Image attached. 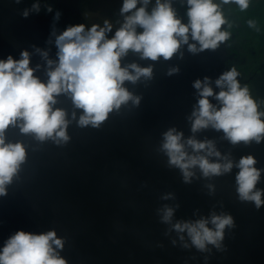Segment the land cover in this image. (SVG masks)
<instances>
[{
    "label": "water",
    "instance_id": "obj_1",
    "mask_svg": "<svg viewBox=\"0 0 264 264\" xmlns=\"http://www.w3.org/2000/svg\"><path fill=\"white\" fill-rule=\"evenodd\" d=\"M25 7L26 0L20 4L0 0V59L8 55L19 59L26 49L32 53L30 66L43 65L34 46L50 49L49 56L55 59V45L47 41L54 23L58 28L47 14L22 18ZM132 62L153 64V78L147 82L142 78L136 85L126 82L141 97L139 106H123L100 128L82 129L73 122L68 128L71 139L62 146L50 140L40 143L18 129L7 131L9 140L25 143L28 156L7 195L0 197V248L17 230L37 234L55 230L64 239L58 251L67 264H264V207L257 210L253 203L239 201L238 169L210 180L196 169V177L186 184L159 151L161 134L171 127L185 138L192 135L188 117L199 99L193 83L209 77L218 92L215 80L225 72V58L218 49L194 54L182 45L171 60H141L130 53L122 65ZM172 67L179 72L168 75ZM36 75L47 79L43 68ZM58 99L56 107L73 111L68 98ZM195 136L213 140L222 155L230 154L235 161L253 155L256 167L264 169V141L233 146L222 131L211 128ZM208 184L215 186L211 194ZM257 187L264 189V173ZM166 193L174 199H161ZM165 204L179 205L173 222L207 217L212 211L232 215L235 227L225 230L226 250L209 246L210 253H201L183 248L170 226L160 222L157 209Z\"/></svg>",
    "mask_w": 264,
    "mask_h": 264
},
{
    "label": "clouds",
    "instance_id": "obj_2",
    "mask_svg": "<svg viewBox=\"0 0 264 264\" xmlns=\"http://www.w3.org/2000/svg\"><path fill=\"white\" fill-rule=\"evenodd\" d=\"M22 0H14L20 4ZM122 0L119 14L122 21L113 33V24L105 20L103 25H67L62 31L53 24L49 45L54 44L56 58H50V49L34 46V52L44 62L30 66L32 53L20 52V58L8 55L0 59V197L7 195V188L14 178L19 177L22 165L27 161V148L22 140L11 141L6 133L18 129L24 136H31L43 143L52 141L57 146L67 145L71 139L68 128L73 122L79 128H100L113 112L119 114L129 103L138 107L141 97L126 87V82L136 85L153 78V64L141 66L136 62L122 65L130 54H138L141 60L168 61L176 55L182 45L191 53L215 50L227 41L230 33L221 30L225 17L220 5L214 0H185L187 23L177 15L172 0ZM224 4L234 3L241 11L249 7L250 0H222ZM47 13H53L51 5H45ZM39 0H33L30 7L21 10L22 18L39 14ZM61 12H54L53 20L60 19ZM249 26H254L249 21ZM139 29V31H138ZM109 34H112L109 36ZM195 43H189V40ZM197 44L199 47H197ZM182 56V53H181ZM43 68L47 79L42 80L36 73ZM179 72L172 67L168 75ZM235 67L223 72L215 85L214 92L209 77L197 79L193 87L197 90L198 101L188 120L192 135L185 138L175 127L163 132L159 151L167 157L169 168H176L184 183L189 184L200 176L212 179L238 169L235 181L240 202H251L259 210L264 207V189L258 188L264 169L257 168L253 155L242 156L238 161L230 154L222 155L213 140H198L196 133L204 129L222 131L224 139L233 146L264 141V112L258 111L257 102L247 86L241 87ZM71 101L73 111L56 107L60 97ZM213 97L218 104L210 102ZM76 110L79 111V115ZM215 157V159H210ZM210 194L213 184L207 185ZM161 199H174L172 193ZM167 204L157 209L160 222L170 226L182 247L195 248L201 253H210L211 248L226 250L223 241L225 230L235 227L232 215L212 211L209 216L196 220H176V208ZM167 234V232H166ZM187 237V240L185 239ZM173 245L177 243L172 241ZM64 247V239L57 237L55 230L32 233L17 230L10 235L0 248V264H67L58 250ZM207 259V257L205 258Z\"/></svg>",
    "mask_w": 264,
    "mask_h": 264
},
{
    "label": "flooded vegetation",
    "instance_id": "obj_3",
    "mask_svg": "<svg viewBox=\"0 0 264 264\" xmlns=\"http://www.w3.org/2000/svg\"><path fill=\"white\" fill-rule=\"evenodd\" d=\"M28 7L33 0H26ZM81 0H39L41 12L38 15L47 14L53 19L56 10L61 12L60 19L56 22L58 30H63L67 25H74L75 15L73 5ZM53 7V13L45 11V5ZM172 6L183 23H187V5L185 0H172ZM226 23L221 30L228 31L230 37L217 48L225 58V71L235 67L240 75L237 77L241 87L247 86L252 98L257 102L258 111L264 112V7H260L261 13L254 7L248 9V16L244 17L241 12L229 11V7L220 8ZM258 13L259 16L254 14ZM247 13V12H245ZM73 18V20L71 19ZM244 19H250L254 23L261 22V26H253L248 29L249 24ZM139 31V29H138ZM262 97V99H261ZM261 118H264L262 116Z\"/></svg>",
    "mask_w": 264,
    "mask_h": 264
},
{
    "label": "rangeland",
    "instance_id": "obj_4",
    "mask_svg": "<svg viewBox=\"0 0 264 264\" xmlns=\"http://www.w3.org/2000/svg\"><path fill=\"white\" fill-rule=\"evenodd\" d=\"M215 3L220 5V8L229 7V11L231 12L233 9L234 11L241 12L242 16H248V9H252L255 7L258 10V13H261L260 7H264V0H250L249 7L241 11L239 7L234 3H228L224 4L222 0H214ZM122 4V0H81L76 2L73 5L74 9V15H75V24H84L88 27H90L93 24H100L103 25V22L105 20H109L113 24V33L119 25L117 24V21H122L123 17L120 16L119 10ZM155 0H152V2L148 5V9L151 10V8L154 6ZM247 12V13H245ZM256 13V12H254ZM258 13L254 14L256 16H259ZM71 19V18H70ZM73 20V18L71 19ZM246 22L249 23L250 19H244ZM252 21V20H251ZM254 24V27L261 26V22L252 21ZM248 29H251L253 26L247 25ZM112 34H109L111 36ZM262 99V97H261Z\"/></svg>",
    "mask_w": 264,
    "mask_h": 264
}]
</instances>
